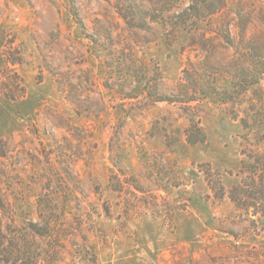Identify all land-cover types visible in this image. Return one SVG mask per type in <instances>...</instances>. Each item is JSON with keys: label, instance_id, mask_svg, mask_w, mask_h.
Instances as JSON below:
<instances>
[{"label": "rangeland", "instance_id": "rangeland-1", "mask_svg": "<svg viewBox=\"0 0 264 264\" xmlns=\"http://www.w3.org/2000/svg\"><path fill=\"white\" fill-rule=\"evenodd\" d=\"M160 1L138 0L175 15L197 0ZM223 1L144 30L121 18L134 0H0V264H264V217L232 196L254 149L233 108L136 95L143 80L175 96L207 56L227 87L244 49L264 55V0Z\"/></svg>", "mask_w": 264, "mask_h": 264}, {"label": "trees", "instance_id": "trees-1", "mask_svg": "<svg viewBox=\"0 0 264 264\" xmlns=\"http://www.w3.org/2000/svg\"><path fill=\"white\" fill-rule=\"evenodd\" d=\"M166 2L167 0H161L159 4L162 6ZM192 2L175 15L172 11H169V13L165 11L159 13L158 10L141 6L138 0H134L133 3L135 7L130 6L129 11H127L126 8L125 11L121 13V18L132 29H144L145 22L149 24H160V18L158 17L160 14L161 16H165L163 25L170 22L174 27L185 28L190 21L206 18L205 14L210 16L214 12H223L225 10V3L223 0H221L219 7L216 8L215 11H209V5L206 3L207 0ZM196 6H198L199 9H196ZM134 11H136V14ZM137 12H139L142 17H138ZM167 19H169V21H167ZM140 23H142V25H139ZM199 46L201 47V45ZM205 52L208 54V51L205 50ZM244 52L245 59L250 68H238L236 69L237 71L233 73H231V71L230 73L228 71H221V74H226L225 77L227 78L223 81L227 83V87L220 86L218 81L213 80L211 75L217 73H213L211 68L213 70H218V67L212 66L209 68L210 56H207L206 60H202L201 70H199L200 66L194 65L193 68H191L193 74L189 73L188 66H191L190 63L183 69L175 96L159 97L156 95V88L149 91L147 87L148 83L142 82L143 80H139L135 88H137V96L148 100L151 99V101L155 103L167 102L170 104L185 105L189 102L205 100L219 106H231L233 109L228 112L231 118L239 123L243 131L244 142L254 147L249 153H244L246 151L245 146L241 151V155H243L245 159H242L239 173L237 174V176L240 177V185L232 190V196H241L242 199L239 202L243 208H252L253 216L259 215L260 217H264V94L260 85L261 81L264 79V55L261 51H256L254 53V50L250 47L248 50L244 49ZM211 54L212 51L209 52V55ZM204 70L207 73H203ZM154 87H156V85ZM248 93L251 94V97L248 99L251 104L242 112V116L241 112L239 114L237 113L235 106H240L242 103L241 98L247 96ZM5 97L13 100L12 97H8L7 95H5ZM195 118L196 117H189V133L186 139L188 143L192 144L201 142L200 121ZM7 152V144L0 140V157H6ZM214 190L215 192H219L222 190V186H217Z\"/></svg>", "mask_w": 264, "mask_h": 264}]
</instances>
